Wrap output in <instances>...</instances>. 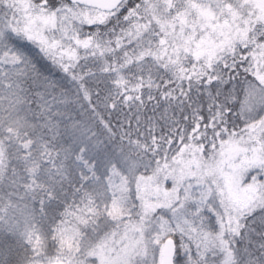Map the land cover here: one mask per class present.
Here are the masks:
<instances>
[{"label": "snow or ice", "instance_id": "6c2138e0", "mask_svg": "<svg viewBox=\"0 0 264 264\" xmlns=\"http://www.w3.org/2000/svg\"><path fill=\"white\" fill-rule=\"evenodd\" d=\"M0 264H264V0H0Z\"/></svg>", "mask_w": 264, "mask_h": 264}]
</instances>
